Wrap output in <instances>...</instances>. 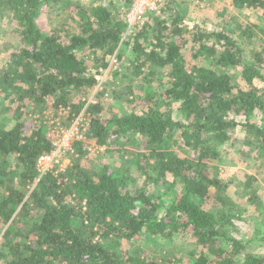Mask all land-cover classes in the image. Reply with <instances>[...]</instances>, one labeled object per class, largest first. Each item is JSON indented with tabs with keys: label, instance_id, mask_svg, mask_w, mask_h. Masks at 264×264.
<instances>
[{
	"label": "trees",
	"instance_id": "1",
	"mask_svg": "<svg viewBox=\"0 0 264 264\" xmlns=\"http://www.w3.org/2000/svg\"><path fill=\"white\" fill-rule=\"evenodd\" d=\"M167 1L163 13L137 31L136 55L129 66L133 80L149 83L153 73L145 74V67L167 70V88L159 100L152 102L148 94L141 111L108 118L98 115L103 111L99 103L85 111V140L102 146L134 136L145 141L136 160L141 177L108 167L92 174L74 160L65 172L40 178L37 161L54 150L44 123L47 110L61 108L69 121L81 114L87 100H76L77 94L88 96L100 75L89 70L81 52L113 53L127 26L103 5H91L84 10L87 16L68 26L61 13L80 11V1L0 0V21L14 25L12 34L19 43L11 57L16 68H6L0 76V96L11 98L9 106L0 109V188L5 190L0 194V264H182L168 254L149 258L138 250L131 254L120 249L122 240L137 239L144 231L156 238L189 235L202 249L194 264H264V256L250 250L253 240L234 237L235 221L241 217L231 198L226 197L221 208L205 207L210 199L224 197L212 164L224 147L249 148L261 162L259 168L264 167V126L237 120L264 114V96L256 84L264 82V40L257 49L249 48L251 43L243 48L230 30L196 26L192 44L213 62L188 66L184 18L173 0ZM232 5L264 13V0H233ZM44 16L50 32L40 26ZM130 41L125 39V45ZM231 66L241 67L245 82L236 94ZM117 95L131 103L135 99L131 86ZM160 102L168 110L159 108ZM174 102L179 119L173 117ZM11 103L17 104L14 109ZM27 107L40 113V121L44 118L40 125H26ZM12 110L14 125L9 127L12 119L6 114ZM83 140L74 142L81 154ZM10 160L14 164L9 167ZM256 181L246 176L241 196L256 207L264 225ZM161 185L170 193L165 199L152 190Z\"/></svg>",
	"mask_w": 264,
	"mask_h": 264
},
{
	"label": "rangeland",
	"instance_id": "2",
	"mask_svg": "<svg viewBox=\"0 0 264 264\" xmlns=\"http://www.w3.org/2000/svg\"><path fill=\"white\" fill-rule=\"evenodd\" d=\"M80 1L82 9L79 11L74 10V13L67 15L61 13L65 18L66 23L70 26L75 21H80L82 16H87L84 12L91 5L106 6L114 16L126 23V32L124 38L115 46L113 53H106L103 50H85L81 54L89 66L92 73L100 72L97 76L98 84L88 94L83 96L77 94L76 100H87L85 108L79 116L73 120H68V114L63 109L53 108L52 106L47 110V136L52 141L60 143L62 136L61 132L71 130L74 128L75 132L83 140L82 145L83 154L78 152V148L74 145L75 140L71 143V150L61 146L57 159L59 165L52 171L54 175H59L70 167L74 160L87 171L92 174L100 173L104 167H108L111 172L123 173L131 178L141 177V171L136 166V160L142 148L145 146V141L140 136H134L131 140L122 139L119 144L113 146H102L93 140H85V130L87 128L88 119L86 117V107L90 104L99 103L103 107V111L98 113L102 118L111 117L113 114L141 111L142 108L147 106L145 97L152 94V102H157L161 96L163 89L167 88L166 73L167 70L157 67H145L144 73H153V80L149 83L143 79L133 80L130 73V64L135 59V51L133 44L135 35L145 22L151 21L152 16H159L163 13L164 6L168 4L167 0H161L160 7L155 12L147 11L141 18L135 22H129V14L131 13L134 0H77ZM233 0H173L176 9L184 18V23L181 25L185 32L183 37L188 40V44L183 48V53L186 56L188 66L197 65H210L212 61L207 59L198 47L192 44L191 32L196 26H201L207 30L212 29H226L233 32V36L241 43L243 48H249L251 45L259 47L262 40H264V13L260 10L250 8H236L232 5ZM170 5V4H169ZM73 16L68 19V17ZM40 26L43 31L50 32L51 24L44 17L40 19ZM14 25L8 24L5 21H0V76L6 68L15 69L11 57L16 54L18 39L13 33ZM131 38L130 45H125L124 40ZM103 63H107V67H103ZM241 67H229V76L231 79V86L233 93L236 94L239 88L245 86V82L241 77ZM117 73V74H116ZM162 83L165 85L162 86ZM257 86L262 90L264 96V82H256ZM131 86L133 95L135 96L134 102H129L124 95H117V93L124 90L126 87ZM161 89V90H160ZM155 94V95H154ZM141 98V99H140ZM10 97L5 98L0 96V109L9 106ZM132 100V96L129 98ZM51 105L53 102L48 100ZM159 108L168 110L160 102ZM16 103H11L12 109L16 107ZM173 117L175 119L181 118L178 111V103L174 102L171 107ZM26 112V125L33 126L34 124L40 125V113L32 111V107L24 109ZM10 119L13 116L7 113ZM239 122H252L264 126V114L254 112L249 118L244 116L238 117ZM14 125V120L9 122V127ZM75 146V147H74ZM223 154L220 159L215 160L212 164L217 167L218 176L223 182V187L216 198L210 199L206 203V208L223 207L225 198L229 197L235 203V208L240 211L241 219L236 220L237 229L234 237L239 240L251 239L254 242L251 245V251L255 254L264 256V225H262V216H259L256 207L249 204L244 197L241 196L243 184L246 181V176H254L257 181L254 185L260 200L264 203V167L259 168V160L255 157V152L249 148H241L240 145L223 148ZM188 154L185 151H178ZM12 161V162H11ZM261 163V162H260ZM13 160L7 163V166H12ZM169 181L171 178H168ZM38 180H36V183ZM156 196L163 199L170 195L167 192L165 185L152 188ZM5 192L4 188H0V194ZM121 250L128 253H136L144 256L162 257L168 254L172 260L180 261L182 264H194L197 260V255L201 252V247L195 244L189 235L179 233L171 238L154 237L151 233L144 231L137 239L122 240Z\"/></svg>",
	"mask_w": 264,
	"mask_h": 264
},
{
	"label": "built area",
	"instance_id": "3",
	"mask_svg": "<svg viewBox=\"0 0 264 264\" xmlns=\"http://www.w3.org/2000/svg\"><path fill=\"white\" fill-rule=\"evenodd\" d=\"M161 0H134V4L129 14V22H135L141 18L147 11L155 12L160 7ZM62 139L59 144L53 141L54 150L46 155L40 156L37 161V167L39 171V177H43L48 173H51L57 165H59V159L57 156L61 149V146L71 150V143L75 140H80L81 137L75 132L74 128L61 132Z\"/></svg>",
	"mask_w": 264,
	"mask_h": 264
}]
</instances>
